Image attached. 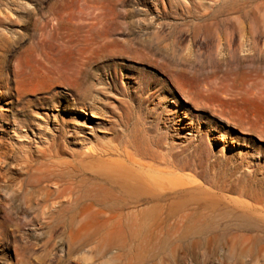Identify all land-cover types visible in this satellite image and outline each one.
Wrapping results in <instances>:
<instances>
[{"label":"rangeland","instance_id":"1","mask_svg":"<svg viewBox=\"0 0 264 264\" xmlns=\"http://www.w3.org/2000/svg\"><path fill=\"white\" fill-rule=\"evenodd\" d=\"M59 12L70 34L104 15L115 42L73 32L36 58ZM0 13V264H264V0ZM26 64L89 76L26 80Z\"/></svg>","mask_w":264,"mask_h":264},{"label":"bare ground","instance_id":"2","mask_svg":"<svg viewBox=\"0 0 264 264\" xmlns=\"http://www.w3.org/2000/svg\"><path fill=\"white\" fill-rule=\"evenodd\" d=\"M113 17H116V14L111 15ZM51 18L56 19L57 24L53 25L52 27H50L49 29L45 28L41 30V33H39V36L41 37V39L35 44L34 48H33V55L38 58V56L40 55V52H42L44 55L50 57L52 55L51 52H47L44 51L43 48H41V45H49L50 48L53 47H60L61 45L65 46L68 44H70L72 42V38H74V36H76L74 34V36L72 35L73 32L77 33V37L82 38L78 39L80 41H84L85 44H87L88 42H90V44L92 45H98L99 47H108L110 45H112L115 40H112V36L113 33L115 32V29L113 28H106L105 25H103V22H107L108 20L106 19V17L104 15L101 16V14H96L94 16V19L96 20V22L94 23H89V24H85V25H78L77 28V32L73 31L70 34V30H64L63 28L58 26V22L59 20H63V19H67L68 21H75V19H79L77 18L73 13H69L68 15H64L63 13H53L51 15ZM10 19L9 14L4 13L1 14L0 13V27H2V29L0 30L1 32L4 31H8L9 30L3 25L1 24L2 20H8ZM114 19V18H113ZM101 25V26H100ZM84 34V35H81ZM146 42V41H145ZM147 44V43H146ZM89 45V43H88ZM151 47V46H148ZM68 48V47H67ZM109 53H113V54H117L120 53L122 55L129 53V51L126 50H117V51H109ZM112 55V54H110ZM139 58V57H137ZM27 66L24 74L25 77L24 79H35V78H40V77H48L51 80V83L53 85H55V83H57L58 81H60L61 79H63V81H67L68 83H71L72 80L75 78V80L79 77H82L83 75L89 76V74H87L86 71H84V69L82 67L78 68L77 70H74L73 68H69V67H64V66H54L50 69H45L46 71H37L33 68V66H29L28 64H26ZM68 65V64H67ZM66 66V65H65ZM53 74V75H51ZM74 81V80H73ZM89 93H92V91L90 90ZM130 157V155H129Z\"/></svg>","mask_w":264,"mask_h":264}]
</instances>
